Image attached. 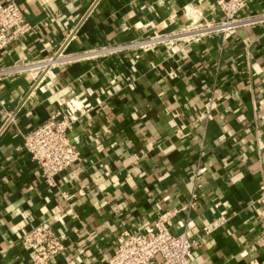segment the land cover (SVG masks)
<instances>
[{"label": "crops", "instance_id": "1", "mask_svg": "<svg viewBox=\"0 0 264 264\" xmlns=\"http://www.w3.org/2000/svg\"><path fill=\"white\" fill-rule=\"evenodd\" d=\"M14 1L35 27L0 54V68L48 57L69 37L72 53L180 31L188 5L200 21L221 19L217 0ZM261 12L264 0H247L243 13ZM42 74L0 79V264H31L21 234L53 216L68 246L50 264H108L124 230L143 232L174 209L171 230L199 241L190 264H264V206L252 205L264 182V23L227 40L211 34L60 65L27 97ZM18 106L4 129L5 111ZM55 112L77 119L69 137L81 160L50 187L21 147ZM196 172L202 187L187 208Z\"/></svg>", "mask_w": 264, "mask_h": 264}, {"label": "built area", "instance_id": "2", "mask_svg": "<svg viewBox=\"0 0 264 264\" xmlns=\"http://www.w3.org/2000/svg\"><path fill=\"white\" fill-rule=\"evenodd\" d=\"M217 7L221 13L218 21L203 22L196 18L195 9L188 5L186 17L188 23L182 30L172 33H153L146 37H137L128 41L105 44L80 52H67L66 48L71 39L63 44L48 57L13 66L0 68V79L9 74L40 70L42 76L36 77L30 85L27 97L36 89H44L42 81L55 67L68 63L90 59L109 57L118 53L134 50L155 48L172 42L190 43L211 34H221L223 40L231 37L237 29L250 25L264 23V12L245 14L247 0H217ZM35 26L26 20L21 5L14 1H0V54L20 40ZM210 95L206 104L204 116L213 118L214 101ZM100 104L101 101L97 100ZM21 106L5 111L4 129L16 122V115ZM86 109L93 106L90 102L84 104ZM70 115V114H69ZM62 112H55L44 122L23 134L22 149L28 152L40 168L44 181L50 187L58 185L57 176L81 160V153L76 144L69 137V129L77 120ZM179 136L184 134L177 129ZM223 137V136H222ZM221 137V138H222ZM195 184L191 199L186 207L193 208L202 187L200 175L194 174ZM253 206H264V182L259 187V195L252 201ZM178 209L166 210L143 232L124 230L122 240L113 253L103 260L108 264H190L193 248L199 244L185 232L175 233L170 226ZM56 216L48 217L31 225L22 232L20 243L28 251L31 264H50L55 262L67 248V236L54 228ZM62 221V220H59ZM223 222H212L203 228L204 234L213 232Z\"/></svg>", "mask_w": 264, "mask_h": 264}]
</instances>
